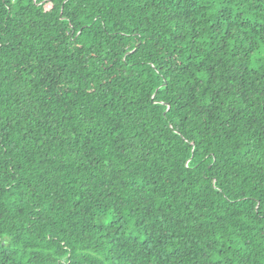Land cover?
I'll return each mask as SVG.
<instances>
[{"label": "trees", "instance_id": "obj_1", "mask_svg": "<svg viewBox=\"0 0 264 264\" xmlns=\"http://www.w3.org/2000/svg\"><path fill=\"white\" fill-rule=\"evenodd\" d=\"M0 264H264V0H0Z\"/></svg>", "mask_w": 264, "mask_h": 264}]
</instances>
